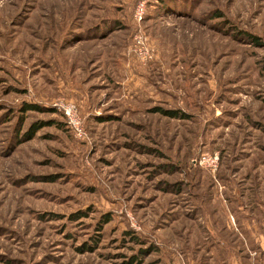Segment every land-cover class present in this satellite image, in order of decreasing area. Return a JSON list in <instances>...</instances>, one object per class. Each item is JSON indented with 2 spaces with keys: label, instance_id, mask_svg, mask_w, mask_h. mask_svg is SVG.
Returning a JSON list of instances; mask_svg holds the SVG:
<instances>
[{
  "label": "rangeland",
  "instance_id": "1",
  "mask_svg": "<svg viewBox=\"0 0 264 264\" xmlns=\"http://www.w3.org/2000/svg\"><path fill=\"white\" fill-rule=\"evenodd\" d=\"M137 1L0 0V264H264V0Z\"/></svg>",
  "mask_w": 264,
  "mask_h": 264
},
{
  "label": "built area",
  "instance_id": "2",
  "mask_svg": "<svg viewBox=\"0 0 264 264\" xmlns=\"http://www.w3.org/2000/svg\"><path fill=\"white\" fill-rule=\"evenodd\" d=\"M148 0H138L135 5L134 10V18L137 21L142 20L145 10H146V2ZM143 38H141L138 42L143 43ZM56 108L63 114L66 124L74 134V136L78 138H82L86 135V131L84 128L83 120L79 114L77 106L70 100H59L54 103ZM193 165H201L204 167H208L211 170H214L219 161V156L217 153H203L197 158H194ZM258 264V263H252Z\"/></svg>",
  "mask_w": 264,
  "mask_h": 264
},
{
  "label": "trees",
  "instance_id": "3",
  "mask_svg": "<svg viewBox=\"0 0 264 264\" xmlns=\"http://www.w3.org/2000/svg\"><path fill=\"white\" fill-rule=\"evenodd\" d=\"M243 33L245 34V36H247L253 43H258V39L255 35L253 34H250V33H247V32H244V31H240V34ZM38 106L37 105H34V104H30L28 107L25 108V110H28V109H37ZM158 111V110H157ZM162 112L165 114V115H168V116H171V117H175L177 115V111L176 110H172V109H165V110H162ZM40 126L37 125L36 123H32L29 127V129L25 132L27 137L28 138H31L34 136L35 132L37 129H39ZM74 217L76 216L73 215ZM77 217V216H76Z\"/></svg>",
  "mask_w": 264,
  "mask_h": 264
}]
</instances>
